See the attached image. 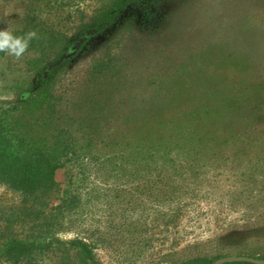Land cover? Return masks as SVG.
<instances>
[{
	"label": "rangeland",
	"instance_id": "obj_1",
	"mask_svg": "<svg viewBox=\"0 0 264 264\" xmlns=\"http://www.w3.org/2000/svg\"><path fill=\"white\" fill-rule=\"evenodd\" d=\"M107 4L0 0V38L42 21L72 40ZM93 34L52 86L86 155L55 173L35 264H87L73 241L96 264L264 254V0H143ZM37 56L0 51V107L35 84ZM19 200L0 184V210Z\"/></svg>",
	"mask_w": 264,
	"mask_h": 264
},
{
	"label": "trees",
	"instance_id": "obj_2",
	"mask_svg": "<svg viewBox=\"0 0 264 264\" xmlns=\"http://www.w3.org/2000/svg\"><path fill=\"white\" fill-rule=\"evenodd\" d=\"M141 1L109 0V5L98 9L89 22L80 23V33L72 40L45 28L42 21L40 25L34 23V17L31 18L33 30L24 28L12 34L28 38L29 33H34L28 39V46L23 53L34 51L38 56L28 62L36 73L35 84L23 92L15 105L0 107V184L17 192L20 197L17 204L0 210V264H35L37 256L47 251L55 233L51 230L58 221L46 212L52 210L51 203L60 191L55 173L67 163L77 162L81 152L85 154V148L77 145L81 139L75 138L69 129L60 128L62 121L52 116L61 101L60 95L52 93L57 73L62 72V66L88 43L95 29L108 27L126 6ZM106 59L103 57L94 63L92 74L103 72L107 66ZM52 126L54 129H50ZM149 155L154 157L153 153ZM256 229L259 230V227L256 226ZM70 246L85 258L87 264H96L88 245L73 241ZM226 257L229 255L191 260L186 264H213ZM235 257L264 261V254L240 253Z\"/></svg>",
	"mask_w": 264,
	"mask_h": 264
},
{
	"label": "clouds",
	"instance_id": "obj_3",
	"mask_svg": "<svg viewBox=\"0 0 264 264\" xmlns=\"http://www.w3.org/2000/svg\"><path fill=\"white\" fill-rule=\"evenodd\" d=\"M34 35V33H29L28 38H21L5 32L3 33V38H0V51L8 49L12 54L19 56L27 48L28 39Z\"/></svg>",
	"mask_w": 264,
	"mask_h": 264
},
{
	"label": "water",
	"instance_id": "obj_4",
	"mask_svg": "<svg viewBox=\"0 0 264 264\" xmlns=\"http://www.w3.org/2000/svg\"><path fill=\"white\" fill-rule=\"evenodd\" d=\"M232 262H249V263H253V264H264V261H262V260H256V259L246 258V257L221 258V259L215 261L213 264H225V263H232Z\"/></svg>",
	"mask_w": 264,
	"mask_h": 264
}]
</instances>
